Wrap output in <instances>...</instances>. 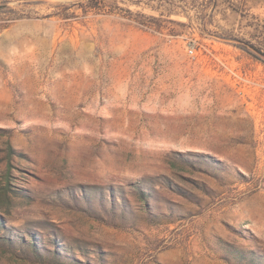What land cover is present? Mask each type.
<instances>
[{
    "label": "rangeland",
    "instance_id": "obj_1",
    "mask_svg": "<svg viewBox=\"0 0 264 264\" xmlns=\"http://www.w3.org/2000/svg\"><path fill=\"white\" fill-rule=\"evenodd\" d=\"M86 1L0 0V264H264V0Z\"/></svg>",
    "mask_w": 264,
    "mask_h": 264
},
{
    "label": "trees",
    "instance_id": "obj_2",
    "mask_svg": "<svg viewBox=\"0 0 264 264\" xmlns=\"http://www.w3.org/2000/svg\"><path fill=\"white\" fill-rule=\"evenodd\" d=\"M101 2H102V0H87L85 2V5H87V8H98L99 5L101 4ZM161 14H163V13H161ZM141 24L144 25V23H141ZM260 55H262L264 57V53H261Z\"/></svg>",
    "mask_w": 264,
    "mask_h": 264
},
{
    "label": "built area",
    "instance_id": "obj_3",
    "mask_svg": "<svg viewBox=\"0 0 264 264\" xmlns=\"http://www.w3.org/2000/svg\"><path fill=\"white\" fill-rule=\"evenodd\" d=\"M191 50V49H190ZM192 51V50H191Z\"/></svg>",
    "mask_w": 264,
    "mask_h": 264
}]
</instances>
